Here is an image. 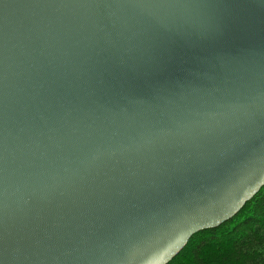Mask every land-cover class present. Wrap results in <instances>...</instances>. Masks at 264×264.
I'll return each instance as SVG.
<instances>
[{"label":"water","instance_id":"water-1","mask_svg":"<svg viewBox=\"0 0 264 264\" xmlns=\"http://www.w3.org/2000/svg\"><path fill=\"white\" fill-rule=\"evenodd\" d=\"M264 186V0H0V264H168Z\"/></svg>","mask_w":264,"mask_h":264},{"label":"trees","instance_id":"trees-1","mask_svg":"<svg viewBox=\"0 0 264 264\" xmlns=\"http://www.w3.org/2000/svg\"><path fill=\"white\" fill-rule=\"evenodd\" d=\"M168 264H264V186L232 219L195 233Z\"/></svg>","mask_w":264,"mask_h":264}]
</instances>
